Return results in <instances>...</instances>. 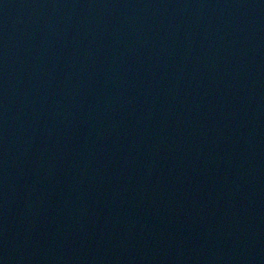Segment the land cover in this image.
I'll return each mask as SVG.
<instances>
[{"label":"water","instance_id":"obj_1","mask_svg":"<svg viewBox=\"0 0 264 264\" xmlns=\"http://www.w3.org/2000/svg\"><path fill=\"white\" fill-rule=\"evenodd\" d=\"M0 264H264V0H0Z\"/></svg>","mask_w":264,"mask_h":264}]
</instances>
